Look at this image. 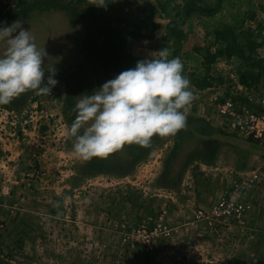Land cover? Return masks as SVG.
<instances>
[{"label": "rangeland", "instance_id": "obj_1", "mask_svg": "<svg viewBox=\"0 0 264 264\" xmlns=\"http://www.w3.org/2000/svg\"><path fill=\"white\" fill-rule=\"evenodd\" d=\"M16 2L0 0V5L8 3L13 8ZM153 2L156 1L137 0L131 8L132 17L137 19L138 9ZM256 7L264 10L263 0H234L213 18L196 15L186 24L187 35L178 57L194 94L187 117L209 118L212 124L228 127L226 120L218 121L213 112L212 98L216 93H226L228 87L233 89L232 74H236L238 61L227 62V70L213 71L223 76V83L215 81L219 84L201 90L193 83V72L204 75L206 71L204 64H200L202 54L198 49L210 44L213 39L210 33L217 23L230 20L234 12L240 14ZM60 21V14H52L44 25L39 22L36 27L26 28L31 34L41 35L38 47L46 48L48 53L45 67L59 58H68L70 53L68 43H60L61 35L53 31ZM144 39L135 41L133 47L141 60L158 56L164 49L173 57V49L165 41L158 46ZM259 50L264 54V49ZM66 92L65 83L58 81L51 93L29 99L21 109L0 106V264H261L258 260L263 245L249 243L234 225L221 226L213 232L198 228L193 233L183 226V234L188 230L191 235H182L178 244L173 243L175 238L163 239L161 249L153 255L125 249L126 245L123 249L118 241L123 228L117 227L152 217L164 203L158 195L177 189H167L158 183L159 164L172 140L154 147L150 156L130 173L87 174L88 171L82 170L87 161L76 155L71 138L66 135L70 127L65 112ZM206 101L210 102L209 111L205 110ZM219 146L212 162L220 174L224 173L223 168H233L228 182L237 177V172L264 166L262 147ZM180 196L178 206L174 205L177 210L184 208L186 200L182 193ZM250 196H254L256 205L250 218L254 225L257 211L264 212V183L255 184ZM171 210L174 212V208ZM191 226L200 227L193 223Z\"/></svg>", "mask_w": 264, "mask_h": 264}, {"label": "trees", "instance_id": "obj_2", "mask_svg": "<svg viewBox=\"0 0 264 264\" xmlns=\"http://www.w3.org/2000/svg\"><path fill=\"white\" fill-rule=\"evenodd\" d=\"M155 1L138 9L137 19H134L131 8L137 0H105L106 6H97L96 1L86 0H17L13 8L8 3L0 5V24L10 25L20 21L26 29L29 25L36 27L39 22L44 25L50 15L60 14L61 21L55 23L53 31L61 35L60 43H68L66 45L70 53L68 58H59L46 68H54V78L64 82L67 87L65 112L70 126L75 119L74 106L82 98L81 95L91 94L120 72L134 68L137 61L141 60L133 52L135 41L145 38L158 46L162 45L161 41H165L164 44L171 45L173 49V57L170 58L178 57L186 39L187 23L192 22L196 15L213 18L224 10L226 4L234 3V0ZM230 18L215 25L210 33L213 39L208 46L197 47L202 54L199 56L200 62L206 71L204 75L193 72V83L201 90L219 84H215V81L223 83V76H217L213 71L221 68L227 70V62L238 61L236 74L239 83L257 93H264V55L259 50L264 49V10L256 7L255 10L252 8L240 14L234 12ZM32 35L38 46L41 35ZM4 48L5 45H0V50ZM48 74L46 72V77ZM231 92L232 88L228 87L225 95L229 96ZM37 95L34 91L23 93L3 107L21 109ZM168 139L172 140V144L158 176L159 185L167 189H178L185 172L196 161L211 163L219 145L243 147L247 144L260 147L259 141L212 124L209 118L187 117L186 127L176 135L164 138L154 136L147 147L126 144L106 158L93 157L87 160L82 170L94 175L106 172L130 173L150 156L154 147ZM136 193L139 195L138 191Z\"/></svg>", "mask_w": 264, "mask_h": 264}, {"label": "clouds", "instance_id": "obj_3", "mask_svg": "<svg viewBox=\"0 0 264 264\" xmlns=\"http://www.w3.org/2000/svg\"><path fill=\"white\" fill-rule=\"evenodd\" d=\"M96 5L107 3L98 0ZM0 42L5 45L0 53V106L29 91L52 92L58 84L56 70L45 67L46 48L37 46L20 21L0 26ZM81 97L66 135L76 155L87 161L106 158L126 144L147 147L154 136L176 135L186 127L194 94L181 59L169 58L164 49Z\"/></svg>", "mask_w": 264, "mask_h": 264}, {"label": "built area", "instance_id": "obj_4", "mask_svg": "<svg viewBox=\"0 0 264 264\" xmlns=\"http://www.w3.org/2000/svg\"><path fill=\"white\" fill-rule=\"evenodd\" d=\"M232 78L234 86L231 95L219 92L213 96L215 112L226 120L228 130L264 144V93L241 85L237 74H232ZM259 182L264 183V166L245 173L237 172V177L230 181L218 200L209 206L196 208L188 221L174 223L171 208L165 206L152 217L143 218L134 225H121L122 242L130 249H138L137 252L153 253L161 249L163 241L183 234V226L189 228L192 223L202 224L204 229L213 232L218 227L234 225L249 243L257 247L263 245L258 261L264 264V225H261L264 223L253 225L250 219L255 209V198L250 196V191Z\"/></svg>", "mask_w": 264, "mask_h": 264}, {"label": "crops", "instance_id": "obj_5", "mask_svg": "<svg viewBox=\"0 0 264 264\" xmlns=\"http://www.w3.org/2000/svg\"><path fill=\"white\" fill-rule=\"evenodd\" d=\"M186 33H187V31H186ZM169 46L171 49L172 46L171 45H169ZM190 55H192V54H187V57H189ZM171 56L172 55L169 54V58ZM197 60H198V57H197ZM200 64H201V62H200ZM206 103H207V101H206ZM209 104H210V102H208L205 106V110L207 108L206 111H209L208 107L211 108ZM212 105H213V103H212ZM213 109H214L213 112L216 113L215 112V105H214ZM216 117L218 118V121L221 120L220 117H218L217 115H216ZM258 144L260 145V147L264 148V144H261L260 142ZM246 145H244V146H246ZM161 161H162L161 163H163V160H161ZM161 163L159 164V167L162 170L163 165ZM217 164H219V163H217ZM222 166H224V165H222ZM217 168L218 167H216V168L214 167L213 162L206 163L203 161H196L185 172L182 183L178 187V189L168 191V192H172L169 194L165 193L162 195H158V197L160 199H162V201L164 202L163 205L165 204L164 206L162 205V207L168 206L169 208H174L173 217H174V219H176L177 223H179V222L184 223V222L188 221L190 218H192L196 208H198L199 206H209L211 203L218 200V198L221 196L223 190L230 183V181L228 182L227 177L230 178L229 176H232L230 171H233V168H231V167L223 168L225 170H224V173H222V174H220V172H216V171H219V170H217ZM227 182H228V184H227ZM181 193H182V197L186 200L182 205L184 208L177 210V208H175L174 205L176 207L178 206L177 200L181 197L180 196ZM253 197L254 196H252V198ZM255 207H256V205H255ZM180 208H182V207H180ZM176 210H177V212H176ZM183 212H185V214H181ZM175 213H176V215H175ZM180 215H182V216H180ZM255 220H256V222H259L260 224L264 223V212L262 213V210L257 211ZM201 225L202 224H200V227H196L197 229L194 228L193 226L189 227L188 229H191L192 233L197 232L198 228H200V231H201L202 228L204 229V226H201ZM261 225H264V224H261ZM117 228H120V227H117ZM185 229H186V227H185ZM191 231L189 232L187 230L185 235H187V234L191 235ZM182 235H184V234L176 236L175 239L173 238L174 239L173 243L178 244L177 240H178V238H183ZM113 238L114 237H112V239H110L111 243L113 241ZM121 240L122 239H121V234H120L118 241H119L121 247L124 249L125 245L123 244V242H121ZM173 243H171V245H173ZM126 248L128 249V247L125 246V249ZM175 250H176V248H175Z\"/></svg>", "mask_w": 264, "mask_h": 264}]
</instances>
